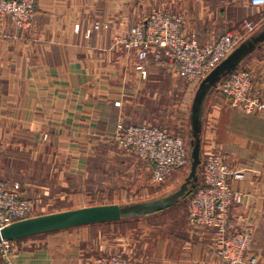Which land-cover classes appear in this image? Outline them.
I'll return each instance as SVG.
<instances>
[{
	"label": "crops",
	"instance_id": "crops-1",
	"mask_svg": "<svg viewBox=\"0 0 264 264\" xmlns=\"http://www.w3.org/2000/svg\"><path fill=\"white\" fill-rule=\"evenodd\" d=\"M229 4L37 0L29 28L0 21V181L17 182L21 195L35 202L13 223L11 264H99L116 252L133 264H227L214 253V230L187 221L189 197L211 152L243 173L230 180L243 195L230 207V222L235 230L252 226L249 255L264 264V112L229 106L218 87L233 70L248 69L254 90L264 93V19L256 21L264 8L247 1L231 11ZM156 9L181 13L186 31L201 43L225 33L237 41L211 75L214 69L190 81L188 162L162 183L137 185L149 168L117 150L114 130L119 123L159 125L167 84L175 124L182 103L174 79L181 76L149 57L142 78L133 52L116 38ZM124 170L133 185L119 183ZM0 264H7L1 256Z\"/></svg>",
	"mask_w": 264,
	"mask_h": 264
},
{
	"label": "built area",
	"instance_id": "built-area-1",
	"mask_svg": "<svg viewBox=\"0 0 264 264\" xmlns=\"http://www.w3.org/2000/svg\"><path fill=\"white\" fill-rule=\"evenodd\" d=\"M37 0H0V21L8 19L21 29L31 26L36 15ZM249 5L264 8V0H247ZM252 28V22L245 23ZM95 28L99 25L96 23ZM237 37L225 33L201 43L193 32H187L181 13L153 10L144 20L132 25L116 42L132 51L134 68L142 78L147 75L149 57L170 64L189 81L204 78L224 59L235 45ZM163 61V62H162ZM252 73L248 69L230 72L218 85L229 106L247 113L264 112V93L254 90ZM47 134H43L46 139ZM125 152L146 162L152 183L164 182L172 172L188 162V149L178 134L151 122L123 126L118 124L112 136ZM243 178L240 170L232 169L221 153H209L202 164L201 184L195 188L187 204V221L193 227L211 228L215 232L214 253L227 264H257L249 255L253 239L250 224L233 229L230 207L242 201L240 191L232 188L230 180ZM34 200L23 197L17 182L0 181V231L30 214ZM14 247L9 239L0 240V256L12 262ZM99 264H133L122 253H109L99 258Z\"/></svg>",
	"mask_w": 264,
	"mask_h": 264
},
{
	"label": "rangeland",
	"instance_id": "rangeland-1",
	"mask_svg": "<svg viewBox=\"0 0 264 264\" xmlns=\"http://www.w3.org/2000/svg\"><path fill=\"white\" fill-rule=\"evenodd\" d=\"M245 3H247V0H230L229 5H230L231 11H232L233 8L242 9L243 7L246 6ZM263 19H264V14H261L260 12L257 13L256 21H261ZM251 20H253V19H251ZM251 20L247 19V21H245V23L248 21H251ZM149 62L150 61H148L147 64H149ZM182 78L183 77L178 78L175 76V79H174L176 89L177 88L181 89V92L179 94L180 96L178 97V93L176 91L175 98H176V101H178L180 98L181 99L180 101L182 103L181 109L179 110V112H180L179 116H177V113H176V123L173 124V122H172L173 121V116H172L173 110L171 108H172V102H173V94L169 90V87H168L169 84H167V86H166L167 89L165 88V93H164L165 102L162 105V106H164V109H165V117L160 120L162 122H159V126L162 125V127H167V129L171 133L178 134V135L182 136V138H184V139L186 138L187 142H188L189 137L192 135L191 130H190L188 117H189V112H190V104L192 101L191 100L192 99V91H193L192 86H195V85L191 84L189 80L186 79L187 80L186 81V80H184L185 78H183V79ZM166 81H168V80L166 79ZM171 84H172V82H171ZM150 122L151 123L153 122V124L156 123V125H157V122L154 120H151ZM188 146H189V144L187 143V147ZM117 148H116L117 150H120V151L123 150L122 148H120L118 146H117ZM134 160L135 159L133 158V161ZM133 163L136 164V162H133ZM134 168H136V165ZM100 175L103 178V175L102 174H100ZM97 176H99V175H97ZM118 179H119V183H121V185H133L132 184L133 180H132V175H131L130 170H127V172H125V170H124L123 173H120ZM71 180L75 181L74 179H71ZM135 180H137L136 179V173H135ZM140 180H141V182H139L137 185H152L153 184L152 181L150 180V174L148 171H146V174Z\"/></svg>",
	"mask_w": 264,
	"mask_h": 264
},
{
	"label": "water",
	"instance_id": "water-1",
	"mask_svg": "<svg viewBox=\"0 0 264 264\" xmlns=\"http://www.w3.org/2000/svg\"><path fill=\"white\" fill-rule=\"evenodd\" d=\"M216 69H217V67L214 68V70H213L209 75H211ZM194 152H195V151H194ZM194 158H195V157H194ZM12 229H13V224L10 225L9 227H6V228L2 229V230L0 231V240H1L2 238H3V239H9V240H11L12 235H13Z\"/></svg>",
	"mask_w": 264,
	"mask_h": 264
}]
</instances>
